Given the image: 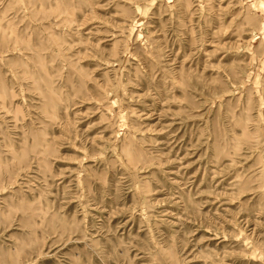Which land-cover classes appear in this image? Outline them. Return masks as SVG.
Segmentation results:
<instances>
[{
  "label": "rangeland",
  "instance_id": "1",
  "mask_svg": "<svg viewBox=\"0 0 264 264\" xmlns=\"http://www.w3.org/2000/svg\"><path fill=\"white\" fill-rule=\"evenodd\" d=\"M0 264H264V0H0Z\"/></svg>",
  "mask_w": 264,
  "mask_h": 264
}]
</instances>
